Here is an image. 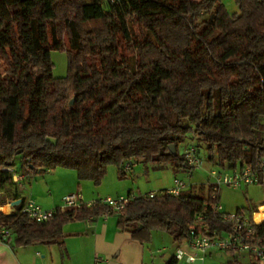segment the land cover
I'll list each match as a JSON object with an SVG mask.
<instances>
[{
  "label": "trees",
  "instance_id": "trees-1",
  "mask_svg": "<svg viewBox=\"0 0 264 264\" xmlns=\"http://www.w3.org/2000/svg\"><path fill=\"white\" fill-rule=\"evenodd\" d=\"M236 3L231 14L219 0H0V205L21 199L0 210L11 246L60 243L65 223L108 210L55 208L35 222L21 211L17 160L34 175L64 167L97 185L109 165L124 178L138 160L185 171L178 146L191 133L219 168L264 153V0ZM51 50L66 51V76L51 73ZM203 189L108 213L140 242L163 230L180 243L190 228L227 227ZM254 227L264 241V223Z\"/></svg>",
  "mask_w": 264,
  "mask_h": 264
},
{
  "label": "crops",
  "instance_id": "crops-1",
  "mask_svg": "<svg viewBox=\"0 0 264 264\" xmlns=\"http://www.w3.org/2000/svg\"><path fill=\"white\" fill-rule=\"evenodd\" d=\"M16 169H20V167H16ZM129 172L132 175H139L141 169H138L133 163L127 173L129 174ZM179 172L186 174L182 170ZM177 174L178 172H173V178ZM103 178L99 185H96L89 179L77 180L75 169L55 167L47 169L42 174L30 175L21 186L25 194L20 195L22 202L32 199L44 209L59 208L63 204V197L71 192H79L84 201L129 193L138 195L137 181H129L122 185L118 183L119 181H116L123 179L117 176V172L115 180H113L114 190L102 193L97 188L102 184ZM88 181L92 182V185ZM172 183L170 185L157 184L153 188H149L147 192L170 189ZM202 184L200 182L197 185L201 186ZM193 186H195L193 183H189L188 188ZM89 188L93 190L88 193L86 189ZM5 204L1 206H6ZM261 205H264V202L258 204L257 207ZM261 210L264 213V206H261ZM261 218H264V215H261ZM160 231L163 230L151 231L150 239L144 243L132 238L128 231L118 227L116 214L92 215L85 219L65 223L62 228L60 243L43 244L36 242L28 245L11 246L9 242H0V264H166L170 257L175 256L177 248H181L187 253H196L188 246V240L178 243L165 231L163 232L167 233L173 242L172 248L169 249L167 246H161L160 248L159 245H154V235L159 236L161 234V238L165 236L159 233ZM10 240L12 241V237ZM157 253H161L159 258L156 255ZM196 255L199 256L200 254L196 253ZM175 264L258 263L246 253L230 254L220 250H209L202 258L197 257L190 263H186L182 259L176 261Z\"/></svg>",
  "mask_w": 264,
  "mask_h": 264
},
{
  "label": "built area",
  "instance_id": "built-area-1",
  "mask_svg": "<svg viewBox=\"0 0 264 264\" xmlns=\"http://www.w3.org/2000/svg\"><path fill=\"white\" fill-rule=\"evenodd\" d=\"M114 1V0H110ZM183 162L186 163L185 170L187 177L191 175L192 170L200 169L204 160L200 155L199 149L194 144H188L182 151ZM125 171L131 169V165L126 163L124 165ZM29 177L25 170L15 171L13 174V181L17 187H21L25 180ZM247 184L264 185V153L256 157L252 163H243L232 168H219L211 166L208 170V198L205 207L215 215L223 224H226L225 229H215L210 231L208 226L203 224L195 231V228H190L188 246L196 253H187L181 248H177L175 252L176 261L184 259L186 263L194 261L197 257L202 258L209 250H220L230 254L246 253L250 255L258 264H264V241L260 240L257 235V224L264 223V221L255 218V213L259 211L261 206L257 207L256 211L248 215L244 211H225L219 201L220 186H227L230 188H240ZM189 183L186 179L174 176L172 187L165 190L150 191L138 195H118L115 197H102L98 200L84 201L79 192L67 193L63 197V204L59 207L60 211L71 208H80L83 205L91 206L96 202L107 206L110 211H118L135 198L144 196L152 197L157 194H178L181 190L188 188ZM10 209L11 206L7 202L5 204ZM12 210V209H10ZM22 212L26 213L28 217L36 221H44L51 217L55 209H44L32 199H27L22 202ZM196 221H202L204 214L199 213L195 217ZM11 237V230L5 227H0V242H8Z\"/></svg>",
  "mask_w": 264,
  "mask_h": 264
},
{
  "label": "rangeland",
  "instance_id": "rangeland-1",
  "mask_svg": "<svg viewBox=\"0 0 264 264\" xmlns=\"http://www.w3.org/2000/svg\"><path fill=\"white\" fill-rule=\"evenodd\" d=\"M223 3L225 9L233 14L238 12V6L236 3V0H219ZM50 59L53 63V69L52 72L53 76L55 77H64L67 75L68 72V59L67 58V53L65 50H51L50 51ZM262 119V125H264V118ZM262 132H264V129H262ZM188 144H194L197 146L199 149L200 155L202 156L204 160V164L200 169L197 170H192L191 175L187 177L186 174H182V172H178L177 176L182 179H186L188 183H193L195 186L199 184L200 182L203 183L201 186L204 187L203 189V196L208 198V170L211 166H214L210 163V161L207 160L206 158V150L205 147L202 143V141H199L193 133L189 134L183 139V142L178 146V151L182 152L183 148H185L186 145ZM135 166L138 169H141V172L139 175H132L127 173L126 176L121 179V180H116L119 181L118 183L124 185L128 183L129 181H137L136 186L139 188L137 190L138 194H143L148 191L149 188H153L157 184H169L172 183V178H173V172L171 170V167L166 166L162 168H153L150 164H142L140 160L135 163ZM16 167H21L20 166V160H17L16 162ZM147 168V172H146ZM21 169V168H20ZM25 170L26 174H31L27 169H21ZM116 167L114 165H109L107 167V171L105 174V177L103 178L102 184H100L99 188L101 192H111L114 190L115 185L113 183V180H115V172ZM29 175V176H30ZM115 181V182H116ZM89 182V181H88ZM25 183V182H24ZM90 184L92 182H89ZM117 183V182H116ZM92 185V184H91ZM99 185V184H97ZM193 186L191 187L192 192H197L200 188V185H197L196 187ZM193 188V189H192ZM197 188V189H196ZM91 188L86 189V192H90ZM96 190V189H95ZM18 191L20 194H25L24 189L19 187ZM101 193V194H102ZM219 201L223 207L224 212L225 211H236L238 209H257V205L261 204L264 202V185H258V184H247L243 185L240 188H230L227 186H220L219 189ZM7 204V203H6ZM12 209V207L10 208ZM6 206H1L0 205V210L3 211L4 213H9L10 210ZM259 212V211H258ZM260 213L261 215H264L262 213L261 207H260ZM159 233H162L164 238H161V234L158 236L157 234L154 235V245H159L161 246H167L169 249L172 248V241L170 236L163 232L160 231ZM159 258L161 253L156 254Z\"/></svg>",
  "mask_w": 264,
  "mask_h": 264
},
{
  "label": "water",
  "instance_id": "water-1",
  "mask_svg": "<svg viewBox=\"0 0 264 264\" xmlns=\"http://www.w3.org/2000/svg\"><path fill=\"white\" fill-rule=\"evenodd\" d=\"M72 101H73V99L70 100V103H72ZM168 147H169L168 149H169L173 154H175V147H174V144H170ZM18 152H19V151H18ZM19 153H20V152H19ZM20 202H21V199H20V198H19V199L12 200V201H8V203H9V205H10L11 207H14V206L19 205Z\"/></svg>",
  "mask_w": 264,
  "mask_h": 264
},
{
  "label": "bare ground",
  "instance_id": "bare-ground-1",
  "mask_svg": "<svg viewBox=\"0 0 264 264\" xmlns=\"http://www.w3.org/2000/svg\"><path fill=\"white\" fill-rule=\"evenodd\" d=\"M6 207L8 208L7 205H6ZM256 219L261 220V221H264V218H261V213H260V211L257 212Z\"/></svg>",
  "mask_w": 264,
  "mask_h": 264
}]
</instances>
